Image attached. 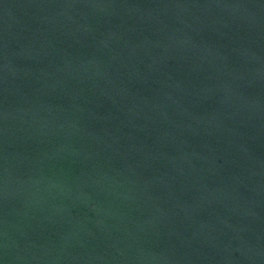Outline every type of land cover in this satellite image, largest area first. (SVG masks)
<instances>
[{
    "label": "water",
    "instance_id": "obj_1",
    "mask_svg": "<svg viewBox=\"0 0 264 264\" xmlns=\"http://www.w3.org/2000/svg\"><path fill=\"white\" fill-rule=\"evenodd\" d=\"M0 264H242L12 0H0Z\"/></svg>",
    "mask_w": 264,
    "mask_h": 264
}]
</instances>
